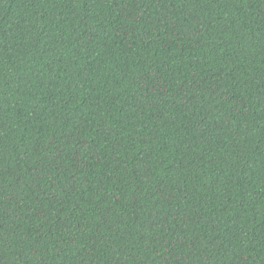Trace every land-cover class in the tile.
<instances>
[{
	"label": "trees",
	"instance_id": "1",
	"mask_svg": "<svg viewBox=\"0 0 264 264\" xmlns=\"http://www.w3.org/2000/svg\"><path fill=\"white\" fill-rule=\"evenodd\" d=\"M0 264H264V0H0Z\"/></svg>",
	"mask_w": 264,
	"mask_h": 264
}]
</instances>
